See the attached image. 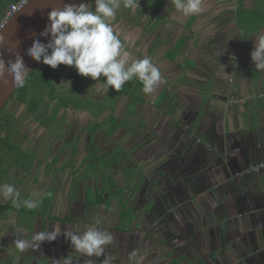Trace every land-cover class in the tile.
I'll use <instances>...</instances> for the list:
<instances>
[{
    "label": "crops",
    "instance_id": "crops-1",
    "mask_svg": "<svg viewBox=\"0 0 264 264\" xmlns=\"http://www.w3.org/2000/svg\"><path fill=\"white\" fill-rule=\"evenodd\" d=\"M13 1L0 0V18ZM147 1L155 2L153 8ZM137 4L121 6L111 23L122 33L126 50L135 58H150L159 68L161 82L152 94H144L141 82L134 78L128 82L129 93L104 102L102 96H92L93 112L71 106L68 146L74 164L67 186L77 189L80 201L86 194L89 203L88 187L96 188L103 175L87 165L78 171L72 167L77 161L81 164L86 153L98 155L100 161L115 155L119 182L114 191L123 192L126 203L141 188L136 194L150 205L145 214L148 228L138 232L165 241L175 237L171 245L188 251L175 255L184 257L180 264H264V169L239 174L264 162V71H256L250 57L255 37L264 32V22L253 11L263 4L259 0H205V11L190 17L177 12L172 0H137ZM124 35L129 38L125 40ZM78 76L77 83L69 81L76 91L87 85L86 77ZM122 97H127L126 102H121ZM38 124H32L36 137L42 129ZM113 124L117 126L110 130ZM55 140L54 135L50 146ZM136 149L145 152L139 155L142 160L135 156ZM41 160L39 156L44 168L46 161ZM141 161L146 162L143 169L137 163ZM13 183L16 187L17 182ZM115 209L119 219L117 205ZM44 218L25 221L18 217L17 232L30 240L34 232L48 227L52 231L53 225ZM103 220L101 230H110L114 237L106 247L134 244V224L123 232L115 226L106 228ZM157 225L161 226L158 231ZM6 237L11 242L17 235ZM70 245L55 247H62L66 254ZM9 247H14L13 242ZM122 251L124 255L129 252ZM165 254V260L155 264H167ZM132 256L131 262L143 258L136 251ZM37 261L45 263L40 256L31 263Z\"/></svg>",
    "mask_w": 264,
    "mask_h": 264
},
{
    "label": "clouds",
    "instance_id": "clouds-1",
    "mask_svg": "<svg viewBox=\"0 0 264 264\" xmlns=\"http://www.w3.org/2000/svg\"><path fill=\"white\" fill-rule=\"evenodd\" d=\"M174 9L184 17L198 15L205 11V0H172ZM124 8L137 7V0H95V9L91 4H65L62 8H53L48 13L49 23L45 26L41 36L48 39L42 43L34 40L27 55L37 61L56 69L59 65L74 67L78 74L99 81L106 78L104 91L109 87L116 92L134 78L142 84L144 94H152L161 82L159 68L150 58H135L126 50L121 32L114 30L112 21L117 11ZM124 35V39H128ZM4 43V36L0 34V44ZM251 61L256 71H264V32L255 37L253 50L250 53ZM225 72V71H224ZM29 73L23 57L15 54L14 59L5 60L0 52V78L11 77L13 85L22 87ZM225 75H227L225 73ZM0 197L10 200L19 207L21 203L31 210L37 208L40 200L37 198L23 199L20 191L12 184H0ZM99 223V222H97ZM61 234V225L54 224L53 230L34 232L30 240L15 239L14 247L24 252L26 249H39L47 241H54ZM63 235L70 240L73 249L89 257L85 264H94L91 257L104 256L102 264H113L111 256L105 255L107 245L114 239L113 235L93 226L83 231L69 232ZM64 264H71L67 258ZM59 262V261H58Z\"/></svg>",
    "mask_w": 264,
    "mask_h": 264
},
{
    "label": "flooded vegetation",
    "instance_id": "flooded-vegetation-1",
    "mask_svg": "<svg viewBox=\"0 0 264 264\" xmlns=\"http://www.w3.org/2000/svg\"><path fill=\"white\" fill-rule=\"evenodd\" d=\"M92 9H95V3L92 4ZM42 66L43 65H40L39 67ZM59 67L60 72L62 73L65 72L66 68H71V71L75 72V68L71 66L59 65ZM74 75L75 73L72 74V76ZM48 95V92H45L44 99L39 100L35 105L33 104L34 106L30 105V103L35 102L34 100L22 101L17 99L15 95L14 97H11V99L0 112V178H2V181L0 180V184L8 183L9 181L12 182V185H14L13 181H16V188L21 193V201H23V199L37 198L40 200L39 206L47 204L45 213H42L38 206L37 208L31 209L30 212L32 214H30L28 211L29 209H25L22 203L19 207H17L13 205L10 200H5L3 197H0V247H9V244L15 240L14 239L11 242L6 240V236L9 233L17 235L16 239H24V237L19 235L17 232V220L18 217H21V214L25 215V213L28 212L29 216H27V218H34L37 216H42L45 218H50L51 216V218H55V214L59 213L66 204L65 191L68 188L66 179L68 176H70V169L74 164V157H72L68 146L69 134L71 133V129L68 127V121L72 116V105H63L62 103L58 102L56 97L49 99ZM83 108L85 109V107ZM87 110H89V108ZM101 110L102 109H100V111ZM93 118H95V116H93ZM34 122H38V125L42 126V129L40 131L38 130V137H36V128L32 126ZM55 129H57V131L63 135L62 137H58V140H55V142H53V144L50 146V141L56 134ZM30 136L35 137L31 138ZM38 142L40 148L36 149ZM13 143L16 144V148L13 146ZM4 145L8 146L10 149L8 148L5 150ZM90 154L94 158V167L90 166L91 158H88ZM141 155H145V152H140V156ZM39 156H42L41 162L43 160L46 161L44 165L45 169L37 165L39 160L37 162L36 160L39 159ZM82 158L83 160L81 164H79L77 161L72 169L76 167V170L78 171L79 169L85 168V165H87V168L91 169L96 174H99L103 171V168L100 164V157L98 155L95 156L93 153H86V155ZM72 159L73 163L71 166H69V164L72 162ZM108 160L111 161V163L108 166L106 175L115 176L116 172L114 168L117 165L116 156H109ZM137 163L139 164L140 168L143 169L146 162L141 161V163ZM14 165H16V168ZM39 167L42 168V170H40ZM12 169L16 177L14 176V173H12ZM135 173L137 175L138 171H135ZM41 175L42 181L39 182ZM57 179L59 182H55ZM140 191L142 192L141 188L136 190L132 196L128 197V199H130L131 203L133 204L132 209L134 211V215H137V218L139 219L138 223L141 225L142 222L140 220L145 218L147 209L150 210V205L147 203L148 201L146 198L140 196V194H136ZM50 192L53 195L51 199H49ZM150 197H152L151 194ZM134 198H139V200L137 199L138 201L135 202ZM153 198H156V196H153ZM110 201L109 205L111 204ZM128 202L126 201V206ZM116 205L117 202L115 206ZM88 207L89 211L94 213L97 212V205H90L88 203ZM144 220L147 219L145 218ZM160 227L157 225L156 231H158ZM109 229L112 228L109 226ZM44 230L46 229H43L42 231ZM50 230L51 228L48 227V231ZM133 238H136V241L133 242V245L134 247H137V241H139L140 237L136 235ZM58 240H60V238L57 237L52 242L45 241L43 242L45 245L44 247H52L53 244L59 245L61 242L56 243ZM123 248L126 251L130 249L131 254L135 252L133 247H127V249L126 247ZM142 251L144 252L142 262H144L150 257H148L146 251ZM38 252L43 251L38 250Z\"/></svg>",
    "mask_w": 264,
    "mask_h": 264
},
{
    "label": "rangeland",
    "instance_id": "rangeland-1",
    "mask_svg": "<svg viewBox=\"0 0 264 264\" xmlns=\"http://www.w3.org/2000/svg\"><path fill=\"white\" fill-rule=\"evenodd\" d=\"M121 2H123V0H121ZM148 2V1H147ZM95 0H90L88 2V4H94ZM141 4H144V2H142ZM149 4V2H148ZM155 2L149 4L150 8L152 5H154ZM94 7V6H93ZM160 7V6H158ZM263 10H264V1H263ZM75 73V75L72 77V74ZM78 72L77 70L71 71V68H66L65 72L62 73L60 72L58 74V76L55 78V87L56 90L58 91L60 96H64V97H68L70 99H76L85 103L86 104V109L89 108V111L93 112V110H95V106H91L88 105L87 103H92L94 104V100L91 98L92 96H96V97H103L104 99H102L101 101L104 102L105 100H110L113 99L114 96L116 95L115 93H112L113 91L109 90L107 92L104 91V85H101L99 81H95L93 79H91L90 77L85 79V82L87 83V85L83 86L82 85V89L76 91L73 87H70L69 81L71 79L75 80V83H77V81L79 80V76H78ZM83 79V78H82ZM66 90H63V87H66ZM87 86V88L85 89V87ZM73 88V89H71ZM67 89H71V90H67ZM86 91V92H85ZM121 102H126L127 97H122ZM119 102V100H118ZM117 102V103H118ZM116 103V107L118 106ZM115 104V103H114ZM84 106V104H83ZM55 136L57 137H62L63 134H60L57 129H55ZM31 137V136H30ZM13 146H15L16 148V144L13 143ZM71 147V146H70ZM5 150L8 149L9 147L4 145ZM40 148L39 142L36 146V149ZM72 148V147H71ZM8 151V150H7ZM141 150L140 149H136V157H139ZM73 157V156H72ZM39 159L36 160V162ZM138 160H141V158L139 157ZM72 162L69 164V166L72 165L73 163V159L71 160ZM37 165L42 167L39 164V161L37 162ZM39 167V168H40ZM40 170H42V168H40ZM107 175L103 176V180H99L97 185V196L100 198V194L103 190H105L104 195H106L107 193H109V197L111 199L110 201V205L107 206V209L104 208L103 204H100V206L97 209V212H91L89 211V207H88V199L86 197V194L84 196V199L82 201H80V199L77 197L76 195V190L75 188H71L69 190V188L66 189V204L64 205V207L62 208V210L55 214V218H44L43 220H45L46 222L50 223L52 225L54 224H60L61 227L63 228V232L65 230L72 232L74 226H78L77 227V231H83L85 228L87 227H93L96 226L98 228L101 227V220L104 219V215L106 214L108 216L105 217L104 224H102L103 226H105L106 228H109L108 226L112 227L115 226L117 227L119 230L121 229L123 232L128 231V228H131L134 224L135 228L137 229V231H135L137 234L134 235V237L136 235H138V237H140L139 241H137V247H133V250L138 251L136 252L137 254H139V257H143V251L149 252L148 257H152L150 259V262H142L143 259H136L134 261L131 262V260L129 259V257H133L132 254L130 253V249L129 252L123 253L122 249L124 246V243L121 242L120 247H106L105 249V255L111 256L113 259V264H155L161 261L165 260L164 254L167 250H173V256L175 255H179L180 253H184L186 252L188 254V251H182V250H178L174 248V245L171 244H175V237L173 239H170L168 241H165V239H156L151 235H146L145 232L143 234L140 235V233L142 232H138V230L141 228L142 231L146 230V225L149 221L144 220V218H142L140 221L142 222V224L140 225L138 223L139 219H136L137 215H134V211H133V204L131 203L130 199L126 198L127 201H129L127 203L126 209L127 210H123L118 212L119 214V219H116V209H115V204L119 200L117 199L118 195H112L109 192V189L112 187V184L110 182L105 183V179H106ZM108 179V178H107ZM0 180L2 181V178H0ZM110 181H114L116 184H118V178L115 176H110L109 177ZM4 181V179H3ZM9 184H11L12 182H9ZM103 183V185L101 187L100 184ZM121 183L124 185L125 182L121 181ZM109 185H111V187H109ZM127 186L125 187V189H123V191H126ZM94 190V189H93ZM92 190V192H93ZM113 192V190L111 191ZM116 194V192H115ZM123 197V192L122 195ZM53 197L52 193L50 192L49 194V199H51ZM105 197V196H104ZM96 195L93 196V200L95 201L96 199ZM139 200V198H137ZM134 198V201L137 202L138 200ZM87 200V201H86ZM90 201V199H89ZM133 201V202H134ZM54 204V203H53ZM47 205V204H46ZM46 205H40L39 209L42 213H45V208ZM24 207V206H23ZM25 209H27L26 207H24ZM30 214H32L30 212V210H28ZM103 212V213H102ZM109 212V213H108ZM111 213V214H110ZM109 214V215H108ZM26 215V216H25ZM24 214H21V217L24 219L25 221L28 219H31L30 217L27 218V216H29L28 212ZM139 216V215H138ZM24 221V222H25ZM99 222V223H97ZM132 223V224H130ZM140 226V227H139ZM53 228V227H52ZM148 228V225H147ZM101 229V228H100ZM128 229V230H127ZM53 230V229H52ZM42 231V230H41ZM110 232V230H108ZM63 232H61V234L58 236V238H62L61 241L58 240L56 243L61 242L63 244V246H67L68 244H70V240L66 239L65 236L63 235ZM76 232V231H75ZM122 232V233H123ZM121 239L125 236L120 235ZM145 239H148V242H144ZM133 242L136 241V238L132 239ZM157 241L160 243V245L154 244L153 242ZM182 241V240H181ZM133 244L130 245V247H132ZM45 245L42 243L40 245L39 249H35V251L33 252L32 250L34 249H26L24 252H20L18 251L15 247H0V264H30L32 261H34L35 259L38 258V256L41 257L42 260H44L45 263H43V261L41 262L42 264H64V259L63 258H67L71 261V264H85V261L87 259H89V257H86L84 255H82L81 253L75 251L73 249V247L70 245V247H67V252L66 254H64V251H62V247H44ZM63 247V248H64ZM127 249V245L125 246ZM173 247V248H172ZM38 250H42L43 252H38ZM149 250V251H148ZM42 253V254H41ZM79 253V255L77 254ZM117 253V254H116ZM44 254V255H43ZM167 259H170L171 257ZM167 257V256H166ZM91 259L94 261V264H102V261L104 259V256H101L99 258L97 257H91ZM132 259H135V257H133ZM59 261V262H58ZM164 264V263H163Z\"/></svg>",
    "mask_w": 264,
    "mask_h": 264
},
{
    "label": "water",
    "instance_id": "water-1",
    "mask_svg": "<svg viewBox=\"0 0 264 264\" xmlns=\"http://www.w3.org/2000/svg\"><path fill=\"white\" fill-rule=\"evenodd\" d=\"M89 1L29 0L0 27V34L4 36V43L0 44V52H3L5 60L14 59L15 54L19 53L30 72L38 62L27 55V49L34 40L39 39L42 43L48 42L47 38L40 35L49 23L48 13L53 8H62L65 4H88ZM17 87L12 84L10 76L0 78V111L11 99Z\"/></svg>",
    "mask_w": 264,
    "mask_h": 264
},
{
    "label": "trees",
    "instance_id": "trees-1",
    "mask_svg": "<svg viewBox=\"0 0 264 264\" xmlns=\"http://www.w3.org/2000/svg\"><path fill=\"white\" fill-rule=\"evenodd\" d=\"M262 4L264 0H259ZM256 9L253 11V14H256V16H258L259 18H261V22H264V10L263 8H261L260 10H257L255 13ZM4 14V12H2L1 16ZM263 20V21H262ZM40 65H43L42 67H39ZM66 66V65H65ZM60 73V67L58 66L56 69H52L50 66L48 67L47 65H44L43 63H37L32 70L29 72L28 76L26 77L25 83L22 87H17V89L15 90L14 94L12 95V97H14L16 95V98L22 101H29V100H34V103H30V105L34 106L39 100H43L44 99V93L48 92V96L49 99L52 98H57L59 103H62L63 105H74L75 107H85L86 104L81 102L79 100L76 99H70L68 97H64V96H60L58 91L56 90L55 87V78L58 76V74ZM100 80L102 82H104L106 80V78L101 77ZM111 91H113L112 93H115L116 95L118 94H125V93H129V88H128V82L122 87V89L118 92H116L114 89H112L111 87H109ZM34 104V105H33ZM84 104V106H83ZM88 105H92V103H87ZM100 109H102L103 107L98 104L97 105ZM90 108V106H89ZM1 112V111H0ZM115 122V121H113ZM116 123V122H115ZM94 127H96L97 123L95 122ZM117 124H113L110 130H113L114 128H116ZM88 158H91L90 160V166L94 167V161H93V157L91 156V154L88 156ZM111 161L109 160H101L100 164L101 167L103 168V171L101 172V174L103 176L106 175V172L108 170V166L110 165ZM105 171V172H104ZM110 175L106 177L105 181L106 183L110 182L112 184L109 185V187H111L109 189L110 194L112 195H118L117 199L119 200V203L117 201V210L118 212L123 211L124 209H126V203L125 201L122 199V194L121 192L117 193L118 190L114 191V188L116 186V183H114V181H110L109 180ZM108 178V179H107ZM94 189V190H93ZM97 188L94 187H88V195L90 197V201L89 204L90 205H96L98 203H103V205L105 206V209H107V206H109V201L110 198L109 197V193H107L106 195L103 196L105 190H103L100 194V198L97 196ZM93 190V192H92ZM113 190V192H111ZM116 192V194H115ZM96 195V199L95 201L92 199L93 196ZM165 256H167L166 258H169L170 256H173V252H169L167 254H165ZM186 257V256H185ZM184 259L183 256H173L170 259H167V264H180L182 262V260ZM31 264H42L41 261H37L36 263H31Z\"/></svg>",
    "mask_w": 264,
    "mask_h": 264
},
{
    "label": "built area",
    "instance_id": "built-area-1",
    "mask_svg": "<svg viewBox=\"0 0 264 264\" xmlns=\"http://www.w3.org/2000/svg\"><path fill=\"white\" fill-rule=\"evenodd\" d=\"M29 0H15L8 4L6 7L4 14L0 18V27L3 23L12 17L19 9H21ZM262 169H264V162H259L254 165H250L244 169V171L239 174H250V173H258Z\"/></svg>",
    "mask_w": 264,
    "mask_h": 264
}]
</instances>
